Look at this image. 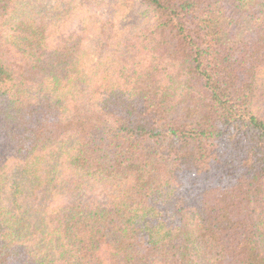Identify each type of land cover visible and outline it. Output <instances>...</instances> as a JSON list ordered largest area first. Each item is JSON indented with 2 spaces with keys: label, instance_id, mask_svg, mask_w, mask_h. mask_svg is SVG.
Returning <instances> with one entry per match:
<instances>
[{
  "label": "trees",
  "instance_id": "trees-1",
  "mask_svg": "<svg viewBox=\"0 0 264 264\" xmlns=\"http://www.w3.org/2000/svg\"><path fill=\"white\" fill-rule=\"evenodd\" d=\"M0 264H264V0H0Z\"/></svg>",
  "mask_w": 264,
  "mask_h": 264
}]
</instances>
